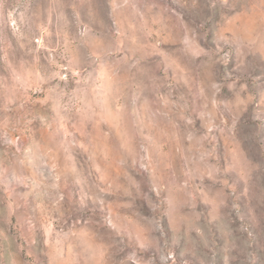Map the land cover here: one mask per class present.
I'll return each instance as SVG.
<instances>
[{"label": "rangeland", "instance_id": "374dc122", "mask_svg": "<svg viewBox=\"0 0 264 264\" xmlns=\"http://www.w3.org/2000/svg\"><path fill=\"white\" fill-rule=\"evenodd\" d=\"M0 264H264V0H0Z\"/></svg>", "mask_w": 264, "mask_h": 264}]
</instances>
